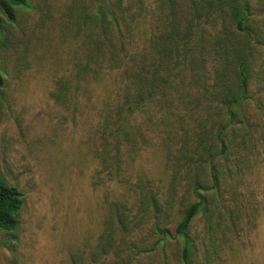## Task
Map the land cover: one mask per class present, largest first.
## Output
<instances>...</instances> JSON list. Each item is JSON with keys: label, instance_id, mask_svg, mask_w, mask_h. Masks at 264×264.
<instances>
[{"label": "rangeland", "instance_id": "1", "mask_svg": "<svg viewBox=\"0 0 264 264\" xmlns=\"http://www.w3.org/2000/svg\"><path fill=\"white\" fill-rule=\"evenodd\" d=\"M26 2L13 21L2 17L0 29V180L24 199L19 228L0 231V264H181L176 241L155 246L160 239L153 227L156 205H163V220L172 231L184 209L185 185L172 183L177 162L168 155L169 138L158 136L164 126L138 117L137 146L121 147L122 167L116 171L99 152L119 74L85 82L72 109L51 97L57 81L70 79L85 57L89 30L82 14L97 6L96 0ZM160 3L145 0L146 15L132 38L134 52L141 50ZM252 3L264 20V0ZM249 166L234 186L237 200L224 195L241 215L236 226L224 222L226 233H219L222 243L216 242V249L206 235V218L195 220L198 264H207L208 249L216 251L212 264H264V143Z\"/></svg>", "mask_w": 264, "mask_h": 264}, {"label": "trees", "instance_id": "2", "mask_svg": "<svg viewBox=\"0 0 264 264\" xmlns=\"http://www.w3.org/2000/svg\"><path fill=\"white\" fill-rule=\"evenodd\" d=\"M96 3L82 14L89 30L85 57L70 79L57 81L51 97L72 109L85 82L119 74L117 100L100 129L99 156L107 163L111 159L109 165L118 171L121 147L137 146L138 117L164 126L158 136L169 138L168 155L177 162L172 183L185 185L184 209L172 231L163 220V205H156L153 227L160 239L155 246L176 241L181 264H198L195 220L206 218V235L216 249L219 233H226L224 222L236 226L241 215L224 195L229 192L237 200L234 186L247 176L264 143V20L258 19L252 0H161L141 50L134 52L132 38L146 15L145 0ZM26 5V0H0V29L3 16L13 21L15 10ZM23 205V194L0 180V231L19 228ZM112 247L105 245L104 253ZM208 251L207 264H212L216 251Z\"/></svg>", "mask_w": 264, "mask_h": 264}]
</instances>
